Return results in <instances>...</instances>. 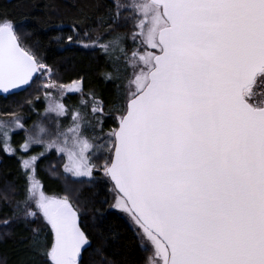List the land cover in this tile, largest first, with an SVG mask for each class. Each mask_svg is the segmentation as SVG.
Here are the masks:
<instances>
[{"label": "snow or ice", "instance_id": "snow-or-ice-1", "mask_svg": "<svg viewBox=\"0 0 264 264\" xmlns=\"http://www.w3.org/2000/svg\"><path fill=\"white\" fill-rule=\"evenodd\" d=\"M69 28L53 39L107 58L118 93L107 111L85 76L65 80L0 14V90L36 85L46 104L27 127L19 111L0 118V150L24 177L0 190V228L36 224L32 264H116L102 247L86 259L78 192L40 178L54 151L65 176L110 185L141 264H264V0H112Z\"/></svg>", "mask_w": 264, "mask_h": 264}, {"label": "trees", "instance_id": "trees-1", "mask_svg": "<svg viewBox=\"0 0 264 264\" xmlns=\"http://www.w3.org/2000/svg\"><path fill=\"white\" fill-rule=\"evenodd\" d=\"M111 3L112 0H0V14H6L15 22L25 43L35 48L47 63L55 65L65 80L75 78L77 73L85 76V91H94L107 111L118 94L116 85L105 78V73L111 71L107 58L99 50L57 43L53 37L69 33V22L79 15V9L100 15ZM35 88L33 85L19 93L0 96V116L16 110L24 116L25 123L34 118L44 108L42 96L34 99ZM78 99L75 94L69 95L66 103L75 104ZM27 100H32V106ZM111 126L112 120H106L105 131ZM19 134L15 133L14 137ZM52 158L47 155L40 160V178L49 191L61 192L66 185L64 180L46 170L54 162ZM23 182L17 157L0 150V190L8 185L21 189ZM109 187L99 176L97 182L91 184L87 180H75L74 190L79 194L82 220L91 239L85 257L87 259L97 247H102L104 255L116 264H141L143 253L133 228L123 216L108 208ZM105 200L108 203H103ZM6 212L0 209V215ZM35 226V223L14 222L7 229L0 228V264H32L28 244L31 228Z\"/></svg>", "mask_w": 264, "mask_h": 264}, {"label": "rangeland", "instance_id": "rangeland-1", "mask_svg": "<svg viewBox=\"0 0 264 264\" xmlns=\"http://www.w3.org/2000/svg\"><path fill=\"white\" fill-rule=\"evenodd\" d=\"M129 47H131V44H129ZM31 96H32V95H31ZM21 102H22V101H21ZM43 102H44V108H45V106H46L45 101L43 100ZM19 103H20V102H19ZM19 105H20V104H19ZM44 108H43L38 114H36L34 118H32L31 120H29L28 122L25 123V121H24L25 126L27 127V126L32 125V123H33L34 121H40V120H42V119H43ZM3 116H4V115L0 116V118H2ZM69 120H70V117H69L67 120H65L64 123L67 124ZM15 133H16V134L21 133V134H19V135H17V136L14 137V134H15ZM15 133L13 134V142H14V144L18 145V144L22 141V139H23V137H24V132H23V131H17V132H15ZM39 150H40L39 148H33V152H36V151H39ZM49 155H50L51 157H53V158H52V159H53L52 161H54V162L50 163V165H51V166H56L55 173H53V172L50 170V165H48V168H47L46 170L49 172V174L52 175V176H55V175H56V176L62 178V179L64 180V182H65L67 185H70L73 189H75V179L71 178L70 176H65V175L62 173V171L60 170V168H59L60 160H59L57 154L53 151V152H51V154H49ZM111 203H113V198H112V196H111V194H110L109 204H111ZM108 208H109V207H108ZM109 210H112V211H115V212L119 213V214H120L121 216H123V217L128 221V223L130 224V221H129L127 215H126L125 213H123L122 211H119V210H116V209H109ZM130 226H131V224H130Z\"/></svg>", "mask_w": 264, "mask_h": 264}, {"label": "water", "instance_id": "water-1", "mask_svg": "<svg viewBox=\"0 0 264 264\" xmlns=\"http://www.w3.org/2000/svg\"><path fill=\"white\" fill-rule=\"evenodd\" d=\"M24 89H22V90H11L10 94L19 93V92L23 91ZM10 94L9 93H4L2 90H0V96H6V95H10Z\"/></svg>", "mask_w": 264, "mask_h": 264}]
</instances>
